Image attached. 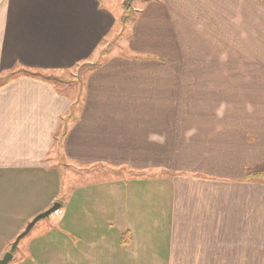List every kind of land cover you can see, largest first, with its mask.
Listing matches in <instances>:
<instances>
[{"label":"crops","instance_id":"0c3cea01","mask_svg":"<svg viewBox=\"0 0 264 264\" xmlns=\"http://www.w3.org/2000/svg\"><path fill=\"white\" fill-rule=\"evenodd\" d=\"M121 9L0 0V255L59 202L11 262L264 264V0Z\"/></svg>","mask_w":264,"mask_h":264},{"label":"rangeland","instance_id":"374dc122","mask_svg":"<svg viewBox=\"0 0 264 264\" xmlns=\"http://www.w3.org/2000/svg\"><path fill=\"white\" fill-rule=\"evenodd\" d=\"M114 1L115 3L116 1H118V3H120V7L122 8L121 9L122 15H121V21H120L121 29H119V32L116 31V34H114L115 38L112 40V42L114 43L108 44L109 46L107 45L109 52H111L112 50L113 51H118V50L124 51L125 50V44L130 34V25L133 19L135 18V16L139 12L137 9L143 7L144 3L147 0H114ZM107 48H106V51L104 52L106 56L110 55V53L107 51ZM85 71H86L85 66H80V67L75 66L72 69L66 70L64 72H57L56 74L52 73L51 76H53V79L58 83L61 90L70 94L73 98H76V100L78 99L77 102L79 103L81 100L82 94H83L82 88H83V82L85 78ZM65 81L69 83L66 84ZM74 175L78 178L79 182H82V181L92 182L98 179V176L94 174H89V175L74 174ZM69 176L70 175H68V173H66L65 170L62 169V184L63 185L67 184V178ZM22 239L23 241L28 240V236H25ZM3 256L4 254L0 255V258ZM18 257L19 256L15 255L14 261L13 262L10 261L9 264H15Z\"/></svg>","mask_w":264,"mask_h":264},{"label":"water","instance_id":"95a60500","mask_svg":"<svg viewBox=\"0 0 264 264\" xmlns=\"http://www.w3.org/2000/svg\"><path fill=\"white\" fill-rule=\"evenodd\" d=\"M60 208V203L59 202H55L48 210L38 214L37 216H35L26 226L25 230L23 232H21L17 238L15 239V241L13 242L11 249L9 251H7L3 257L0 258V264H8L10 263V261L13 259V253L17 248V245L19 243V241L24 238L30 231L31 229L34 227V225L41 219L49 216L51 213L55 212L56 210H58Z\"/></svg>","mask_w":264,"mask_h":264},{"label":"trees","instance_id":"16d2710c","mask_svg":"<svg viewBox=\"0 0 264 264\" xmlns=\"http://www.w3.org/2000/svg\"><path fill=\"white\" fill-rule=\"evenodd\" d=\"M25 74H27V75H40L39 73H33L31 71H26ZM50 77H52V76H50Z\"/></svg>","mask_w":264,"mask_h":264}]
</instances>
